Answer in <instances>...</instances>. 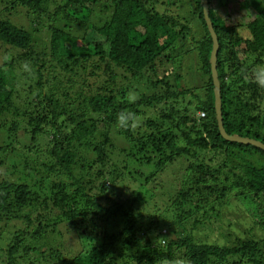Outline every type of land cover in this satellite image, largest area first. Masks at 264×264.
I'll return each mask as SVG.
<instances>
[{
    "label": "trees",
    "instance_id": "trees-1",
    "mask_svg": "<svg viewBox=\"0 0 264 264\" xmlns=\"http://www.w3.org/2000/svg\"><path fill=\"white\" fill-rule=\"evenodd\" d=\"M208 5L224 129L264 143V0ZM211 48L200 0H0V264H264V151L221 136Z\"/></svg>",
    "mask_w": 264,
    "mask_h": 264
},
{
    "label": "water",
    "instance_id": "water-1",
    "mask_svg": "<svg viewBox=\"0 0 264 264\" xmlns=\"http://www.w3.org/2000/svg\"><path fill=\"white\" fill-rule=\"evenodd\" d=\"M200 1L202 4V9H203V17H204L205 23L207 25L208 31L212 39V48L210 52L209 62H210L211 77H212V82H213L214 108H215V114H216V120H217L219 132L221 136L227 141L237 142V143L246 144V145H252L264 151L263 142L257 139H254V138L242 137L238 134L229 135L224 129L223 120H222V112H221L220 82H219L218 72H217V53L219 50V42L217 39V34L215 33V30L212 25L210 15H209L208 0H200Z\"/></svg>",
    "mask_w": 264,
    "mask_h": 264
},
{
    "label": "rangeland",
    "instance_id": "rangeland-1",
    "mask_svg": "<svg viewBox=\"0 0 264 264\" xmlns=\"http://www.w3.org/2000/svg\"><path fill=\"white\" fill-rule=\"evenodd\" d=\"M244 14H245L244 12H241V16H243ZM2 55L3 54L0 52V57H2ZM0 63H1V58H0ZM187 100L188 99H186V101ZM151 113H153V111H151ZM0 141H1V139H0ZM184 171H185V165H181V164L178 165L177 164V165H173V167H171V169L169 171L170 174L165 173L163 175L165 178L162 176V174H159L155 181L150 182V185H153L154 183H156L158 185L160 180L163 177L162 184H161L162 188L160 189L157 186L158 190L156 193L158 194V196L154 197V199L152 201H149L147 204H144V206H147V208H149V206H151L152 203L156 202L158 207H162L163 204H162V201L160 200V198L163 199V201H165L164 199H166L169 196L168 194L171 190L169 188H175L177 186L178 181L182 182L183 176H184ZM172 174H175L174 178H171L173 176ZM219 219L221 220V222H220L221 225L219 228H216V227L213 228V240H215V238H217L220 234L227 235V234H229V231H232L231 234L238 231L237 226L235 228V225H236L235 214L224 213V215ZM238 232H239V235L244 236L241 230H239ZM5 235L6 236H4V237H7L10 234L6 233ZM207 235H208L209 241H211L212 231L209 230L207 232Z\"/></svg>",
    "mask_w": 264,
    "mask_h": 264
},
{
    "label": "clouds",
    "instance_id": "clouds-1",
    "mask_svg": "<svg viewBox=\"0 0 264 264\" xmlns=\"http://www.w3.org/2000/svg\"><path fill=\"white\" fill-rule=\"evenodd\" d=\"M257 83L261 86L264 87V79H260L259 78V74H258V79H257ZM133 119V116L131 114H124L121 113L118 116V123L121 127H127L129 126V122Z\"/></svg>",
    "mask_w": 264,
    "mask_h": 264
}]
</instances>
